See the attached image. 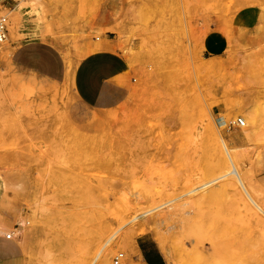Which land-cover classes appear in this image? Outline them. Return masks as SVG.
<instances>
[{"label": "rangeland", "instance_id": "rangeland-1", "mask_svg": "<svg viewBox=\"0 0 264 264\" xmlns=\"http://www.w3.org/2000/svg\"><path fill=\"white\" fill-rule=\"evenodd\" d=\"M247 1L254 6L238 10ZM27 5L42 10L43 28L30 36L22 28L11 55L0 58V226L19 231L8 239L18 264H51L44 230L59 214L90 213L73 237V253L88 259L105 229L104 236L118 230L126 239L154 224L179 239L183 222L204 206L200 197L218 183L210 125L231 143L242 132L238 118L253 109L262 110V133L239 150V163L252 167L264 201V0H0V19L20 20ZM244 9L263 17L259 32L234 27ZM212 26L233 39L223 36L206 51ZM97 37L118 46L130 72L100 116L86 122L75 115L69 70L77 50ZM56 58L57 76L42 74ZM212 58L218 64L211 65ZM46 169L86 190V205L39 190L34 182ZM223 198L238 222L253 229L241 264H264V232L244 222L246 202L229 193ZM42 199L45 219H38L34 208ZM199 246L212 252L206 238ZM160 250L167 264H183ZM118 253V264H138L128 243L108 256L110 264Z\"/></svg>", "mask_w": 264, "mask_h": 264}, {"label": "bare ground", "instance_id": "bare-ground-1", "mask_svg": "<svg viewBox=\"0 0 264 264\" xmlns=\"http://www.w3.org/2000/svg\"><path fill=\"white\" fill-rule=\"evenodd\" d=\"M254 4L252 1L241 3L238 10L254 6ZM37 8H32L28 5L20 7V20L14 18H10V20L0 19V21L4 20L5 27L9 32L6 41L0 42V58H8L11 55L12 47L21 38L20 33L22 28L25 29L24 35L27 36L41 31L44 25V17L41 13L42 10ZM22 21L23 23H21ZM262 23L263 17L260 16L252 32H259ZM8 35L10 36L9 38ZM221 35L227 39L228 43L233 39V36L229 33L223 32ZM81 37H85L84 33ZM96 40L97 42L88 43L77 50L76 57L71 62L69 70L71 81L70 97L72 101L79 105L78 112H75V115L78 119L86 122L95 121L100 116L101 110L107 100L109 89L108 87L104 88L96 105L89 106L79 98L74 90L73 80L76 70L85 57L103 50L116 51V48H118V46L113 45L109 41H99V37ZM218 62V59L214 60L212 58L209 60L211 65L218 64ZM60 66L58 58L50 62L46 61L42 66L41 73H46L51 78L55 77L59 72ZM40 80H42L41 77ZM54 99L61 105L60 93L57 90L54 92ZM258 101V98L254 100L255 103ZM245 105L247 106V103ZM243 117L238 118L242 131L241 135L232 137L231 143L224 141L220 135L216 134L212 125H210L209 129L214 134L218 154L215 166L217 176L214 179L218 183L213 191L200 197L204 206L198 211L197 215L183 222V229L178 234L179 239H188L191 242V246L186 248L179 239H173L166 231H162L154 224L141 225L139 227L137 235L140 236L151 232L159 247L162 248L165 255L169 258L181 260L183 264H241V262H244L243 258L246 250L245 236L250 234L253 229L252 227L246 228L244 224L238 222L236 215L231 210L230 202L223 198L228 193L246 202L248 216L245 217L246 220L244 222L247 220L252 222L253 226L258 228L257 232L260 234L264 232V201L261 199L262 188L260 180L256 179L255 175L252 174V167L250 165L247 164L246 168L240 166L238 154L242 147L247 146L250 142L261 136L262 110L253 109L244 114ZM218 121L220 123L224 121L223 115L219 116ZM258 162L261 163L260 160ZM260 171L264 172V165L260 168ZM34 183L39 190L41 189L43 193L46 192L48 198L53 196L59 200H82L83 205H86L87 201L83 199L88 194L86 190H82L80 186L70 180L68 181V179L61 182L60 177L55 176L48 169ZM89 198H92V196L89 195ZM43 204L44 200L42 199L34 208L38 219L44 218L42 213ZM90 219L91 215L89 212H86L81 217L75 214L74 216L71 214H59L53 219L52 223H50L51 226L44 230L47 231L45 233L47 238L46 245L51 251V264H110L108 256L114 252L118 245H127V243L130 255L137 260L135 249L137 235L129 233L128 237L124 239L118 235V230L109 236H104L106 229L103 230V236H100L95 243V251L91 259L86 258L87 256H84V254L76 255L73 253L74 234L80 232L81 225H83L82 222L85 224ZM18 223L24 226L27 222L22 218ZM129 230L131 229L129 228ZM17 232L19 231L11 229L7 225L0 226V236L7 238V236L11 237ZM201 238L208 240L212 252H207L200 248L199 241ZM116 257L122 259L123 253H118Z\"/></svg>", "mask_w": 264, "mask_h": 264}, {"label": "crops", "instance_id": "crops-1", "mask_svg": "<svg viewBox=\"0 0 264 264\" xmlns=\"http://www.w3.org/2000/svg\"><path fill=\"white\" fill-rule=\"evenodd\" d=\"M258 13L252 9L240 11L234 20V27L239 31H252L257 23ZM215 27L207 33L204 48L211 50L213 43L222 40ZM130 65L119 51L103 50L85 57L79 64L74 75L73 86L79 98L94 106L98 102L104 88L108 87V96L118 82L127 79ZM106 100V101H107ZM136 258L139 264H167L156 240L150 234H143L135 239ZM17 252V251H16ZM14 257V245L0 236V264H18Z\"/></svg>", "mask_w": 264, "mask_h": 264}, {"label": "built area", "instance_id": "built-area-1", "mask_svg": "<svg viewBox=\"0 0 264 264\" xmlns=\"http://www.w3.org/2000/svg\"><path fill=\"white\" fill-rule=\"evenodd\" d=\"M7 38V29L5 27V23L4 20L0 21V42H5ZM8 239H10L11 237H8ZM121 257V256H120ZM120 258H115L114 260V264H118Z\"/></svg>", "mask_w": 264, "mask_h": 264}]
</instances>
